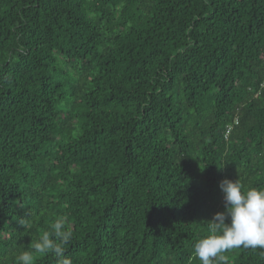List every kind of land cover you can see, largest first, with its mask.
Wrapping results in <instances>:
<instances>
[{"label": "trees", "instance_id": "obj_1", "mask_svg": "<svg viewBox=\"0 0 264 264\" xmlns=\"http://www.w3.org/2000/svg\"><path fill=\"white\" fill-rule=\"evenodd\" d=\"M224 179L264 188V0H0V264L56 216L72 264H199Z\"/></svg>", "mask_w": 264, "mask_h": 264}, {"label": "clouds", "instance_id": "obj_2", "mask_svg": "<svg viewBox=\"0 0 264 264\" xmlns=\"http://www.w3.org/2000/svg\"><path fill=\"white\" fill-rule=\"evenodd\" d=\"M225 211L209 221L208 234L194 245L199 264H230L225 253L238 248L264 249V188L245 187L239 179L220 182ZM25 227L28 225L25 223ZM73 237L67 216H56L48 228L32 240L29 248L16 257L17 264H36L38 258L52 255L57 264H72L65 256Z\"/></svg>", "mask_w": 264, "mask_h": 264}]
</instances>
